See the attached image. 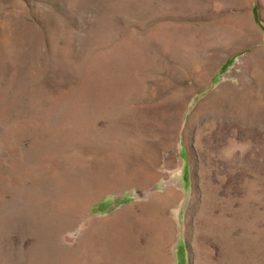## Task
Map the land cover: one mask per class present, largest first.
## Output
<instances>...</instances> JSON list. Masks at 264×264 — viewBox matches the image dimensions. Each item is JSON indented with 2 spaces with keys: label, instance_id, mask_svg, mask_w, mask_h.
<instances>
[{
  "label": "rangeland",
  "instance_id": "rangeland-1",
  "mask_svg": "<svg viewBox=\"0 0 264 264\" xmlns=\"http://www.w3.org/2000/svg\"><path fill=\"white\" fill-rule=\"evenodd\" d=\"M0 264H264V0H0Z\"/></svg>",
  "mask_w": 264,
  "mask_h": 264
},
{
  "label": "bare ground",
  "instance_id": "bare-ground-1",
  "mask_svg": "<svg viewBox=\"0 0 264 264\" xmlns=\"http://www.w3.org/2000/svg\"><path fill=\"white\" fill-rule=\"evenodd\" d=\"M165 193H166V190L163 192V194L166 196V194H165Z\"/></svg>",
  "mask_w": 264,
  "mask_h": 264
}]
</instances>
